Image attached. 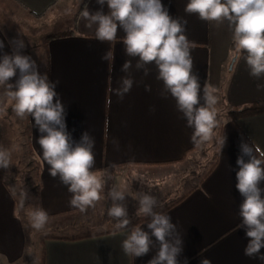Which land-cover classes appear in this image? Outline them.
I'll return each instance as SVG.
<instances>
[{"label": "crops", "instance_id": "0c3cea01", "mask_svg": "<svg viewBox=\"0 0 264 264\" xmlns=\"http://www.w3.org/2000/svg\"><path fill=\"white\" fill-rule=\"evenodd\" d=\"M13 1L18 10L34 18L49 15L50 19H56L73 14L69 25L47 38L44 72L51 81H59L56 91L66 109L67 130L73 140L79 141L85 131L94 138L92 171L95 174L107 173L111 178L126 174L137 180L135 174L151 183L149 192L153 195L151 190L160 188L170 167L193 161L202 152L204 158L212 155L210 165L195 182L186 180L170 190V195L155 196L163 205L156 211L171 217L183 241L180 264H185V260L187 264H201L203 259L210 264H264L244 254L247 238L240 227L239 216L243 198L235 187L241 140L264 152V112L238 119L228 116L232 108L264 102V90L257 88L258 84H264V77L257 79L250 75L242 58L245 53L240 54L238 61H232V30L227 22H208L196 14L186 13L187 0H162L171 16L187 21L185 35L192 45L193 72L199 76L201 97L207 84L215 90L218 100L214 110L220 108L212 138L193 144L190 140L193 129L186 125L176 101L170 94L161 95L163 82L156 79L154 65L148 66L150 72L145 76L142 70L135 69V59L125 55L121 41L123 30L118 28L116 40L100 42L95 38V27L84 26L81 14L85 8L93 12L99 9L96 0ZM103 10L107 13L106 4ZM0 39L5 43L3 51L10 53L11 36L1 20ZM106 53L111 54V62L101 59ZM126 59H132L130 74L135 83L121 101L112 89L118 87L120 78L126 75L121 71ZM145 85H150L151 91H146ZM2 87L0 85V89ZM152 108L154 111L150 110ZM27 122V149L38 166L39 207L47 212L48 219L57 220L52 226L64 227L61 231L93 229L81 235L44 238L42 264H147L158 245L147 255L136 258L126 255L122 249V242L133 227L141 226L150 231L147 218L136 215L138 201L131 200L127 206L131 224L125 229L115 227L116 221L107 214L110 207L99 212L94 207L86 212L71 207L72 194L59 177L53 179L49 175V166L36 143L40 133L33 118L28 115L23 118L24 129ZM114 141H118V149ZM0 148L5 149L1 133ZM7 171L0 169V264H19L25 256L27 237ZM143 184L146 183L139 182L138 186ZM261 187L264 188V182ZM152 239L155 241V237Z\"/></svg>", "mask_w": 264, "mask_h": 264}, {"label": "clouds", "instance_id": "9594fccd", "mask_svg": "<svg viewBox=\"0 0 264 264\" xmlns=\"http://www.w3.org/2000/svg\"><path fill=\"white\" fill-rule=\"evenodd\" d=\"M96 3L100 5L96 11L85 8L82 12L84 26L88 29L95 27V38L100 42L116 40L118 28L122 29L125 55L135 59V69L142 70L145 76L150 72L148 66L154 65L156 79L163 82L161 95L170 94L174 98L186 125L193 129L191 142L201 144L211 139L218 123L214 110L218 100L215 90L207 84L201 97L199 76L193 72L192 45L185 35L187 21L171 16L162 0H96ZM105 4L107 13L103 10ZM184 11L196 14L204 21L227 22L232 30L234 59L238 61L240 54L245 53L242 58L250 75L257 79L264 77V0H187ZM9 45L11 52L3 51L5 43L0 39V85L7 88L8 95L15 101L12 107L16 115L33 118L40 133L36 143L49 166V175L53 179L59 177L72 194L70 206L86 212L100 200V192L107 184L105 176L111 178L107 173L97 175L92 171L95 140L87 131L79 141L73 140L67 130L66 109L56 91L59 81H51L47 72L39 71L37 61L23 53L26 44L20 34L11 38ZM101 59L111 62L113 58L106 53ZM132 68V59H126L121 67L126 75L120 78L119 86L112 89L118 100L122 101L135 83L130 74ZM257 88L264 90V84H258ZM145 90L151 91L150 85H145ZM150 110L154 111V108ZM114 144L118 149V141ZM239 147L235 187L243 198L239 216L240 227L247 238L244 254L264 262V252H261L264 248V188L261 187V182H264V152L243 139ZM9 167L10 153L0 148V169ZM134 178L146 183L149 189L152 187L143 177L134 174ZM23 196L26 199L27 193L24 192ZM108 197L112 206L107 214L116 221L115 227L128 228L131 219L123 203L125 193L111 187ZM133 198L138 201L136 215L147 218L146 225L150 231L141 226L133 227L122 242L124 253L142 257L158 245L147 264H180L183 241L171 217L156 211L163 205L150 192H137ZM29 221L39 231L47 224L48 214L36 207ZM201 264H210V261L203 259Z\"/></svg>", "mask_w": 264, "mask_h": 264}, {"label": "rangeland", "instance_id": "374dc122", "mask_svg": "<svg viewBox=\"0 0 264 264\" xmlns=\"http://www.w3.org/2000/svg\"><path fill=\"white\" fill-rule=\"evenodd\" d=\"M0 20L9 31L11 38L16 37L18 34L21 35L26 44V47L22 50L23 53L31 55L37 61L39 71L44 73L46 63L45 42L54 31L63 29L69 25L73 20V14L70 12L67 16L61 15V18L56 19H50L49 15L34 18L18 10L13 0H0ZM14 103L15 101L8 95L7 88L5 86L2 87L0 89V133L5 149L10 153V167L8 168L7 176L17 201L18 213L23 221L27 237L25 256L19 264H42L41 242L44 238L62 235H81L90 233L93 229L84 227V229L79 228L80 231L73 229L61 231L64 228L63 226H61V229L56 225L52 226L57 222L54 219H48L45 227L39 231L31 226L29 221L30 214L34 208L39 207L37 197L38 166L34 156L28 153L27 135L23 125V118L18 117L13 111L12 106ZM219 111L220 108L216 107V113H220ZM199 151L201 152L200 149ZM202 154L200 153L193 161L170 167L168 169L170 172L160 183V188L151 190L153 196H157L158 194L159 197H166L170 195V190L172 191L180 187L186 180L192 183L197 178H200L203 172L206 171V167L210 165L212 158L211 154L208 158L202 157ZM125 175L110 179L105 177L107 184L100 192V200L94 207L97 212L112 206V201L108 197V190L111 187H115L125 193V201L123 203L126 206L129 205L131 200H134L133 196L137 192L143 190L150 191L147 184L140 185L141 187H139L138 184L139 182L141 184V181L133 179L130 175V177ZM24 192L27 193L26 199L23 196ZM100 216L98 217L100 218ZM58 222L61 221L58 220Z\"/></svg>", "mask_w": 264, "mask_h": 264}, {"label": "trees", "instance_id": "16d2710c", "mask_svg": "<svg viewBox=\"0 0 264 264\" xmlns=\"http://www.w3.org/2000/svg\"><path fill=\"white\" fill-rule=\"evenodd\" d=\"M231 51L233 52V59L235 56V48L234 43L231 44ZM15 79V77L13 78ZM264 112V102H255L248 106L239 107V108H232L228 111V116L232 119H238L243 116H249L254 114H259ZM25 132L27 137L29 138V124L28 122L25 125ZM29 152L32 153L31 149L29 148Z\"/></svg>", "mask_w": 264, "mask_h": 264}, {"label": "water", "instance_id": "95a60500", "mask_svg": "<svg viewBox=\"0 0 264 264\" xmlns=\"http://www.w3.org/2000/svg\"><path fill=\"white\" fill-rule=\"evenodd\" d=\"M232 61H234V59Z\"/></svg>", "mask_w": 264, "mask_h": 264}]
</instances>
